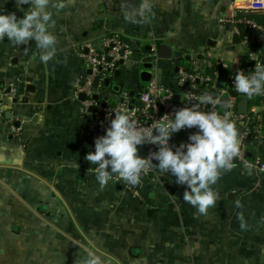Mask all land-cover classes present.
Here are the masks:
<instances>
[{"label":"crops","instance_id":"obj_1","mask_svg":"<svg viewBox=\"0 0 264 264\" xmlns=\"http://www.w3.org/2000/svg\"><path fill=\"white\" fill-rule=\"evenodd\" d=\"M152 3L149 20L132 24L124 19L121 0H67L65 8L53 9L57 52L47 63L40 62L34 41L15 46L0 40V264H264V169L238 163L223 171L213 186L219 199L199 215L183 201L186 185L170 173L161 180L141 176L139 186L132 185L136 197L116 177L101 190L96 164L85 159L94 145L76 93L88 75L84 44L104 48L115 35L130 46V66L107 78V85L106 78L101 82L95 99L101 105H115L129 91L135 95L144 82L140 58L148 57L153 43L157 51L169 47V56L157 52V72L171 88L173 54L185 60L196 48L213 47L226 65L217 67L214 79L221 89L236 58H247L239 52L245 53L238 21L243 14L225 8L224 0ZM0 11L23 15L15 0H0ZM259 124L245 151L252 164H264V110ZM10 126L19 129V139ZM239 213L246 229L239 226Z\"/></svg>","mask_w":264,"mask_h":264},{"label":"clouds","instance_id":"obj_2","mask_svg":"<svg viewBox=\"0 0 264 264\" xmlns=\"http://www.w3.org/2000/svg\"><path fill=\"white\" fill-rule=\"evenodd\" d=\"M24 5H28L27 9ZM66 6L67 0H15L16 9L23 15L18 17L16 11H0V40L7 39L15 46L34 41L40 50V62L47 63L57 52V35L51 31L55 24L53 9ZM121 7L125 21L132 24H143L153 15L152 0H139L136 5L121 0ZM239 52L256 62L251 73L236 72V91L247 97L264 95V63H261L264 57L260 52ZM188 101L194 102L176 109L170 115L172 119L150 126L140 124L135 113L124 106L114 110V118L104 134L95 138L94 151L85 155L90 164H96L93 169L99 188L103 190L114 177L136 185L145 169L151 166L170 173L177 184L186 185L183 201L193 206L197 214L207 215L220 197L213 186L223 171L234 167L233 161L239 157L241 133L229 114L222 115L211 107L206 109L205 106L220 103L218 96L206 91ZM183 128L198 130L190 133L186 142L170 145L173 134ZM144 143L154 144L158 150L141 156L138 146ZM153 160L158 163L154 164ZM251 167L245 164V168ZM236 207H241L239 201ZM238 219L240 228L246 229L242 213L238 214Z\"/></svg>","mask_w":264,"mask_h":264},{"label":"built area","instance_id":"obj_3","mask_svg":"<svg viewBox=\"0 0 264 264\" xmlns=\"http://www.w3.org/2000/svg\"><path fill=\"white\" fill-rule=\"evenodd\" d=\"M228 10H239L243 16L238 20L242 23L244 30L257 31V38L245 36L242 40V46L245 53L251 51L259 53L264 57V48L255 45L257 40L264 38V24L256 22L253 19L246 17V13H263L264 0H246L242 6H237L233 0H226ZM233 19V18H232ZM220 21L230 22L231 18H221ZM230 25V24H229ZM233 26V24H231ZM86 52L83 54L84 62L90 71L86 76L82 86L76 88V93H83L84 99L81 100L80 113L87 116L88 137L94 145L95 138L104 134L106 127L110 124V120L114 118V110H118L124 106L130 112L135 113L137 121L144 125H155L159 122L170 120L174 111L180 107L188 106L194 101H188L190 97H198L204 92H211L214 96H218L220 103L216 105L205 106L211 107L212 110L220 114H229L230 118L236 122V125L241 133V147L239 157L234 159V166L238 163L258 166L260 170L264 169V164L260 159H256L254 164L249 162L245 157L246 147L251 138H257L259 132V122L261 113L264 110V95L247 97L244 94L238 93L234 86V76L238 70H243L246 73H251L254 69L255 60L238 59L236 67L231 76L228 77L225 89L217 88L214 84V79L218 75L217 67H226L225 61L215 56L217 50L210 46L196 48L187 54V59H178L177 54H173L170 58L169 65L175 70L176 88L168 86L157 72V44H150L148 48V57L150 58V67L148 70L151 73L150 79L139 85V91L134 96L130 97L128 93H124L121 101L115 105H101L100 102L93 99L94 95H98L102 90V81L105 78H112L116 72L121 71L125 64L131 59V50L128 43L121 38L113 35L106 38L104 48L95 47L93 43H86ZM247 56V55H246ZM180 60V61H179ZM263 60V59H262ZM261 60V63H262ZM143 62L140 58L139 61ZM97 77L96 86H92L93 79ZM177 96V100H175ZM226 98V107H222L223 98ZM245 99L247 102L246 110L240 112L237 109L238 101ZM91 106L95 107L94 111H90ZM1 113V112H0ZM14 134H18V128L11 126ZM196 128H183L173 134L169 143L170 145H178L181 142H186L190 133L197 131ZM139 147L142 156H148L150 152L158 150V146L151 143H144ZM153 163H158L153 160ZM163 172L158 168L149 166L142 173V177H150L152 179H160ZM121 182L123 187L128 190L133 196L138 197L139 194L132 185ZM141 181V180H140Z\"/></svg>","mask_w":264,"mask_h":264},{"label":"water","instance_id":"obj_4","mask_svg":"<svg viewBox=\"0 0 264 264\" xmlns=\"http://www.w3.org/2000/svg\"><path fill=\"white\" fill-rule=\"evenodd\" d=\"M233 1H237V0H233ZM147 49H148V47H147ZM158 54H160V55H170V50H169V47L167 46V45H161L159 48H158ZM186 59H187V57H186ZM149 60H150V58L149 57H147V58H144L143 59V70H141V72H140V74H139V76H140V79H141V81H144V82H146V81H148L149 79H150V76H151V73H150V71L148 70V68L150 67V63H149ZM263 63H264V60H263ZM127 67H129L130 66V63L129 62H127L126 64H125ZM90 71L88 70V73H89ZM116 75H118V72H116L115 73ZM97 80H98V78L97 77H95L94 78V80H93V86H96V84H97ZM109 83V79H105L104 80V84L105 85H107ZM113 87V89L114 90H118V86H116V85H114V86H112ZM133 91H129V95H133ZM108 96V93H105L104 94V98H106ZM80 97H81V99H84V94L83 93H81L80 94ZM93 99H97V95H94L93 96ZM175 100H177V96H175V98H174ZM104 106L106 105L105 103L103 104ZM222 107L223 108H225L226 107V98L224 97L223 98V102H222ZM245 109H246V100L245 99H242L241 101H240V103H239V108H238V110L240 111V112H244L245 111ZM89 110L90 111H94L95 110V107L94 106H91L90 108H89ZM154 134H155V132H154ZM246 153V152H245ZM93 165H95V162H94V164ZM134 187H138L139 186V183L138 184H136V185H133Z\"/></svg>","mask_w":264,"mask_h":264},{"label":"trees","instance_id":"obj_5","mask_svg":"<svg viewBox=\"0 0 264 264\" xmlns=\"http://www.w3.org/2000/svg\"><path fill=\"white\" fill-rule=\"evenodd\" d=\"M248 17L252 18L256 22L264 24V15H261L260 13H251L250 16L248 15ZM242 35L248 36V37H252V38H257L258 35H259V32H257V31H249V30H242ZM255 45L264 48V38H262L261 40H257L255 42ZM139 89L140 88L137 89V92L139 91Z\"/></svg>","mask_w":264,"mask_h":264},{"label":"rangeland","instance_id":"obj_6","mask_svg":"<svg viewBox=\"0 0 264 264\" xmlns=\"http://www.w3.org/2000/svg\"><path fill=\"white\" fill-rule=\"evenodd\" d=\"M227 6H228V3H227V1L226 0H224V7L225 8H227ZM251 14V13H250ZM250 16V15H249ZM248 18H250V17H248ZM250 19H252V18H250ZM225 22V21H224ZM226 23H229V21L228 22H226ZM138 64V63H137ZM136 64V65H137ZM137 67H141V65H138ZM134 70V69H133ZM135 71V70H134ZM136 72V71H135ZM9 130H10V132H11V134L16 138V139H19V137L21 136L20 135V131H19V129H18V131H17V133L18 134H14L13 133V131L11 130V126L9 127Z\"/></svg>","mask_w":264,"mask_h":264}]
</instances>
